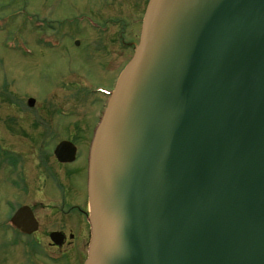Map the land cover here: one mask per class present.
<instances>
[{
	"label": "water",
	"instance_id": "water-1",
	"mask_svg": "<svg viewBox=\"0 0 264 264\" xmlns=\"http://www.w3.org/2000/svg\"><path fill=\"white\" fill-rule=\"evenodd\" d=\"M88 192L85 264H264V0H149Z\"/></svg>",
	"mask_w": 264,
	"mask_h": 264
},
{
	"label": "rangeland",
	"instance_id": "rangeland-1",
	"mask_svg": "<svg viewBox=\"0 0 264 264\" xmlns=\"http://www.w3.org/2000/svg\"><path fill=\"white\" fill-rule=\"evenodd\" d=\"M147 2L0 0V223L13 210L8 203L33 205L37 202L33 198L42 195L37 187L29 194L18 190L22 185H12L14 175L26 170L34 182L40 165H60L52 148L71 134L70 119L59 117L42 123L59 137L42 138L36 134L42 128L34 120L44 107L54 113L61 104H90L89 98H97L91 88L113 87L117 72L134 54L119 47L117 40L139 41ZM119 18L120 26L115 25ZM30 97L36 100L33 106ZM84 119L86 125L96 121L95 107L85 112ZM89 131L76 140L83 157L67 165H86ZM22 263L20 255L0 250V264Z\"/></svg>",
	"mask_w": 264,
	"mask_h": 264
},
{
	"label": "flooded vegetation",
	"instance_id": "flooded-vegetation-1",
	"mask_svg": "<svg viewBox=\"0 0 264 264\" xmlns=\"http://www.w3.org/2000/svg\"><path fill=\"white\" fill-rule=\"evenodd\" d=\"M122 21L119 18L115 21V25L119 24L120 26ZM120 33L127 34L125 31ZM120 37L121 34H119ZM117 42L119 47L122 45L123 47L121 48L125 51L132 50L133 52H135L138 43L135 38L127 42L124 40H117ZM120 73L119 69L116 77L114 76L113 87L110 90L103 89L100 86L91 88L94 89L93 93L97 94V98H89L90 104L86 103L83 106L61 104L55 107L54 113L44 107V113L34 120L42 128L36 131V134L38 133L42 138L59 137L56 131L42 124L43 122L55 121L59 117L70 119L68 126L71 134L68 135L67 139L60 140L52 148L56 162L60 165H40L38 179L34 182L29 181L26 170L19 171L14 175L15 181L12 182V185L17 187L19 185L16 184L19 182L22 185L18 190L23 192V189H26L25 192L29 194L30 188L35 189L37 187V190L42 194L33 198V200L36 199L37 201L33 205L29 203L18 206L13 201L8 203L9 206H13V210L0 223V250L6 253L12 251L14 254L20 255L23 259L22 264L86 263L92 235L88 192L90 151ZM94 107L96 110V121L86 125L85 112L90 111ZM44 115L48 118L41 119ZM88 129L90 131L86 145V165H67L83 157L81 151H79V141L76 140L85 137ZM62 141L72 143L76 149L75 158L71 162L59 161L54 153L57 145ZM43 144L44 141L41 143V148ZM43 157L45 156L43 155ZM17 165L10 166L16 168ZM23 208L25 210L15 222L13 219L17 212ZM38 209L46 210V212H37Z\"/></svg>",
	"mask_w": 264,
	"mask_h": 264
}]
</instances>
